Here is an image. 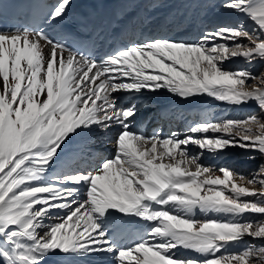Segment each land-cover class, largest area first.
<instances>
[{
  "label": "snow or ice",
  "instance_id": "snow-or-ice-1",
  "mask_svg": "<svg viewBox=\"0 0 264 264\" xmlns=\"http://www.w3.org/2000/svg\"><path fill=\"white\" fill-rule=\"evenodd\" d=\"M72 5L34 3L30 26L0 30V264H80L93 255L109 264H264V163L246 177L198 162L230 147L264 160V72L231 66L264 62V0H212L236 22L196 34L175 16L144 17L130 34L113 28L116 46L103 54L75 34H50ZM93 16L79 27L94 47L107 38ZM161 90L236 108L255 102L260 111L166 135L134 131ZM95 138L110 154L65 166L66 149Z\"/></svg>",
  "mask_w": 264,
  "mask_h": 264
},
{
  "label": "bare ground",
  "instance_id": "bare-ground-1",
  "mask_svg": "<svg viewBox=\"0 0 264 264\" xmlns=\"http://www.w3.org/2000/svg\"><path fill=\"white\" fill-rule=\"evenodd\" d=\"M83 1L86 0H73V5L70 11H72L76 6H78ZM110 1H113L112 9L115 10L116 16L117 13H120L119 20L122 19L124 23L140 24L143 18L148 16L152 17L154 21L162 22L166 17L175 16L184 21V28L191 33L198 32L199 30L204 28L210 29L213 27L215 23H219L221 21L229 23L237 19L235 17L222 16L221 9H219L218 7H211L212 0H164L163 6H156V7L150 5V3L147 2V0H110ZM125 13L127 14L126 16ZM198 22L200 29L197 28ZM151 30L153 32H161V33L165 31V29H163L160 24H154ZM209 100L212 101V98L203 96V97L193 98L190 101H182L179 98L174 97L168 92L163 90H161L157 94H151L147 98V101L156 103L157 106L152 107L151 104H149L146 109L142 110L138 114L137 116L138 119L136 120L133 126L134 130L137 129L141 130L142 129L141 127H145V124H142L143 122L141 123V126L136 125L140 123L139 121L140 119L144 120V118H149L150 124L152 125L153 123H159L158 125L163 124V127H166L170 132L172 131L173 127L166 125L164 119L167 116L170 117L171 120L169 121L170 124L176 123L174 122V120L177 121L176 119L179 118L182 121L185 120V122L186 121L191 122L192 120L190 117L192 116V113L196 110L200 111L199 113L202 112L206 113L208 109L210 110L209 107H211V105L216 108L219 107L222 110L231 107L226 104L219 103L215 100H213V103L207 104L206 101ZM248 105L256 106L255 102H252ZM156 111H158L157 114L158 116L156 115ZM150 114L152 115V117L149 116ZM156 119L158 120L157 122ZM194 123H196V121ZM158 125L154 124L153 126L156 127ZM147 127H149V125ZM175 130L177 131V129ZM178 131L181 130L178 129ZM144 133L151 134L152 131L148 132L146 130ZM211 134L212 133H209V135ZM212 135H217V134H212ZM95 143H101V139L95 138L93 140H81L75 142L72 146H70V148L66 149L65 152L62 154V159L64 160L65 166L70 168V165L73 164V161L74 162L83 161L84 163L85 162L84 157L82 156V158L80 159L81 155L85 153L87 147H90ZM105 145H107V143H105ZM109 148H111V145L109 146ZM80 152H82V154ZM59 259L60 257H52L49 259L48 264H54V261H57ZM110 260L111 257L108 256L93 255L91 257L82 258L80 260V264H109Z\"/></svg>",
  "mask_w": 264,
  "mask_h": 264
},
{
  "label": "rangeland",
  "instance_id": "rangeland-1",
  "mask_svg": "<svg viewBox=\"0 0 264 264\" xmlns=\"http://www.w3.org/2000/svg\"><path fill=\"white\" fill-rule=\"evenodd\" d=\"M235 22H236V19L231 21V22H229V23H235ZM219 23H228V22L221 21ZM219 23H215L213 25V27L216 24H219ZM197 28L200 29L199 22L197 24ZM196 33L197 32H193L192 34H196ZM231 66L232 67H247L254 74H258V73L264 72V62H259V61H257L256 63H254L252 65H248L243 60H240V61L233 62ZM206 103L207 104L213 103V99H212V101L211 100L206 101ZM149 104H151L152 107L157 106L156 103H152V102H149V101L146 100L145 106L140 109L139 113L142 110L146 109ZM253 106L254 105H252V106L251 105H247V106H243V107H239V108L231 106V107H228V108L222 110L219 107L216 108V107L211 105V107H209L210 110L208 109L206 111V113L205 112L196 113V111H195V114H194L195 118L192 117L193 115L190 117L191 120H192L191 122H187V121L185 122V120L182 121L180 118H179L180 120L176 119L177 121L174 120V122L178 123L176 125V127L177 128L179 127L178 129L183 131L185 128L188 127L187 125L193 124L195 121L197 123V122L202 121V120H217V119H221V118H243L245 115L258 114L259 111H260L259 108L257 106H254V107ZM157 114H158V111H156V115ZM149 116L152 117L151 114ZM137 119H138V117H136V119L133 121V126H134V124H135ZM143 121L144 122L142 124H145L146 127L149 125V127H147V129H148L147 131L148 132L153 131V129L157 127V126L155 127L152 124H150L149 118H144ZM157 121L158 120L156 119V122ZM178 121H180V122H178ZM178 129H177V131H178ZM133 130H134V127H133ZM172 130H175V129L173 128ZM163 131H164V129H163ZM168 133H169V131L166 132L165 135L168 134ZM181 138H183V137H181ZM100 139H101V143H95L92 146L87 147L86 150H85V153H83V155H81V157H80V159H81L82 156H83L84 157V161L87 160L89 162L90 166L95 163L94 157L96 155H98V154L108 155L111 152V148H109L110 145L109 144L105 145V142H103L102 138H100ZM188 151L190 152V154H195V155H199V153H200V149L198 148V146H194V145H189L188 146ZM80 153L82 154V152H80ZM249 155H257V159L249 160L247 158ZM232 156H235V157H232ZM198 162L201 163L204 166L212 167L214 169L215 168H219V167L231 168L235 172L243 174L244 176L247 177L261 163H264V160H262L259 157V155L256 154V153H249V152H246V151H244V150H242L240 148H232V147H230V148L226 149L223 152H219V153H215V154L205 152L203 154V156H200ZM82 163H83V161H81V162H74L73 161V164L70 165V168L79 167V165H81Z\"/></svg>",
  "mask_w": 264,
  "mask_h": 264
}]
</instances>
